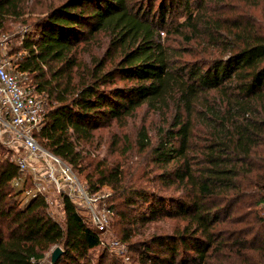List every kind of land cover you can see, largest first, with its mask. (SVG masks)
Here are the masks:
<instances>
[{"label":"trees","instance_id":"16d2710c","mask_svg":"<svg viewBox=\"0 0 264 264\" xmlns=\"http://www.w3.org/2000/svg\"><path fill=\"white\" fill-rule=\"evenodd\" d=\"M28 1L0 0V32L8 19L26 14ZM136 1L64 0L39 13L33 33L10 50L21 57L19 70L33 78L35 91L57 104L36 141L77 176L84 161L78 147L99 124L119 122L143 105L168 123L172 109L158 144L152 147L143 128L137 147L149 150L163 169L161 180L180 195L167 205L133 188L125 203L146 205L141 222L169 218L184 226L140 243V263L264 264V26L226 24L215 11L189 13L180 24L189 25L187 41L204 37L218 47L223 34L233 41L222 48L228 55L206 58V48L189 62L158 40L168 7L156 24ZM18 175L0 153V264H39L54 247L63 252L56 264H90L89 253L102 243L99 233L67 199L64 227L48 217L42 198L23 203L12 186ZM121 176L118 167L89 173L88 190L96 193Z\"/></svg>","mask_w":264,"mask_h":264},{"label":"rangeland","instance_id":"374dc122","mask_svg":"<svg viewBox=\"0 0 264 264\" xmlns=\"http://www.w3.org/2000/svg\"><path fill=\"white\" fill-rule=\"evenodd\" d=\"M62 1L64 0H29L26 14L21 18L8 19L5 30L0 32V38L7 40L8 49L18 48L23 37L28 33H33V24L38 17L42 16L38 15L39 13L46 12L49 6H58ZM187 2L184 3L183 0L175 2L173 0L136 1L141 8V13L152 18L156 24L160 23V9L163 6L168 7L164 26H158V40L167 48L181 50V58L184 61L190 62L198 59L199 52H203L206 48L208 50L203 53L206 58L209 54L214 57L228 55L229 52L224 53L222 48L233 42L227 34L218 37V47H211L213 45L209 44L204 37L187 41L186 38L190 35L189 25L182 27L180 24L184 22L189 13L193 16L197 12L208 15L215 11V16L221 18L226 24H231L232 21L253 20L264 26V1L262 0L254 7L251 5L253 0H187ZM40 3H43L42 7ZM200 30L203 28L200 27ZM99 42L103 44L104 48L105 39L102 38ZM102 52L104 49H101L99 54ZM29 84L34 87L32 77H30ZM117 84L125 85L124 83ZM42 96L46 97L50 108L57 106L55 101L47 95ZM172 114L173 110L171 109L167 113L168 123H166L164 114L150 110L143 105L133 115L125 117L119 122L111 120L99 124L93 131L92 138L78 147L79 150H82L84 157V161L80 165L82 171L76 170L78 179L87 191L88 197L92 199L90 203L92 212L98 216H104L106 220L105 231L99 234L101 245L89 253L90 264H141L139 261L140 243L148 240L153 234L174 235L175 232L182 230L184 223L177 219L163 218L141 222L139 218L146 212V205L140 202L134 206H127L125 203L133 188H138L149 194H156L166 200L167 205L170 200L180 195L174 187L161 180L163 169L152 162L149 150L139 152L137 147L138 138L143 128L152 147H155L159 138H163L165 131L169 129ZM0 145L3 159L9 158L12 152L1 143ZM117 167L122 170L119 182L113 183L111 186H103L96 193L89 192L86 181V176L89 173L102 168L110 172ZM45 195L49 200V203L46 204V214L61 227H64V215L60 212L61 208H58L59 196L52 190L46 192ZM20 206L23 205L20 204ZM262 208L264 209V207ZM86 212L89 213L86 208L82 211L77 209V213L83 218L86 225L94 228L90 216ZM126 219H131L134 225H128ZM53 249L44 255V259L39 264H50V254ZM104 256H107L108 260L105 261Z\"/></svg>","mask_w":264,"mask_h":264},{"label":"built area","instance_id":"2783aa9c","mask_svg":"<svg viewBox=\"0 0 264 264\" xmlns=\"http://www.w3.org/2000/svg\"><path fill=\"white\" fill-rule=\"evenodd\" d=\"M7 45L6 38H0V143L12 152L5 159L18 169L13 188L21 190L23 203L42 198L48 204L45 194L52 190L60 198L62 215V204L67 199L75 209L86 208L94 229L103 233L105 217L92 212V199L76 174L36 141L51 108L46 97L29 84V75L19 70L21 57L11 54Z\"/></svg>","mask_w":264,"mask_h":264},{"label":"water","instance_id":"95a60500","mask_svg":"<svg viewBox=\"0 0 264 264\" xmlns=\"http://www.w3.org/2000/svg\"><path fill=\"white\" fill-rule=\"evenodd\" d=\"M62 253L60 247H55L50 254V264H56Z\"/></svg>","mask_w":264,"mask_h":264}]
</instances>
